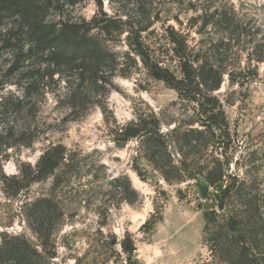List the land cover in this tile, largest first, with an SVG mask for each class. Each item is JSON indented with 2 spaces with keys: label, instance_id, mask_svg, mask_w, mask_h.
Here are the masks:
<instances>
[{
  "label": "rangeland",
  "instance_id": "obj_1",
  "mask_svg": "<svg viewBox=\"0 0 264 264\" xmlns=\"http://www.w3.org/2000/svg\"><path fill=\"white\" fill-rule=\"evenodd\" d=\"M210 5L242 24L233 35L228 66L248 71L257 65V75L246 72L243 86L232 85L225 73L216 91L230 133L221 159L240 176L262 178L264 192V62L252 65L248 57L253 31L264 33V0H102V8L98 0H67L60 9L53 4L49 22L89 23L91 33L117 56L118 66L104 71L108 82L97 89L94 103L74 107L69 92L81 83L76 69L64 65L51 75L47 52L36 46L17 16L0 20V173L20 176L22 167H34L57 144L65 146L70 161L45 179L24 181L21 189L0 176V244L6 233L23 235L44 251L30 226L33 203L42 198L50 203L52 222L43 264H216L204 239L207 213L222 211L213 187L202 198L197 180L165 179L140 139L116 140L119 129L140 116L148 122L158 116L169 137L176 124L187 127L196 118L197 105L152 77L131 42L140 34L147 50L177 72L168 28L196 47L202 38L209 45L211 37L230 33L218 29L215 34L211 27L203 36L198 33ZM104 13L117 20L109 33L91 22ZM34 80L40 93L26 99L24 89ZM20 100L25 106L18 111ZM203 152L191 157L195 166L212 160L211 150ZM158 155L155 159L164 162ZM125 176L139 194L133 202L123 199L124 180H116ZM148 220L154 225L144 226ZM128 234L136 245L131 258L121 244Z\"/></svg>",
  "mask_w": 264,
  "mask_h": 264
},
{
  "label": "trees",
  "instance_id": "obj_2",
  "mask_svg": "<svg viewBox=\"0 0 264 264\" xmlns=\"http://www.w3.org/2000/svg\"><path fill=\"white\" fill-rule=\"evenodd\" d=\"M65 1L67 0H0V20L8 14L17 16L36 46L47 52L51 75L64 65L76 69L81 83L74 91L69 92V98L72 106L84 109L94 103L97 89L105 87L108 82L104 71L117 69V56L102 43L103 39L99 34L91 33L94 28L90 29L89 23L49 22L48 14L53 4L60 9ZM98 1L102 8V0ZM213 7L210 5L204 9L206 20L198 33L205 35L208 27L214 29L215 34L218 29L230 30V33L221 34L217 38L214 34L208 41L209 45L202 38L197 43L198 47L191 46L186 36L176 28H168L166 36L170 44L169 50L177 60V72L165 67L159 57L147 50L140 34L131 42L132 51L152 77L173 88L182 101L197 105L196 118L186 122L187 127L181 123L176 124L169 137L161 130L162 123L158 116L153 115L150 122L140 116L136 121L121 127L116 140L125 143L132 138L140 139L146 149L152 150L150 160L167 180H181L187 176L197 180L199 186L206 182L209 187H213V194L218 199L219 206L223 203L224 209L221 212L213 209L207 213L208 224L204 228V239L216 264H264L263 180L240 176L231 171L229 161L221 159L225 157L227 146L223 144L230 133L222 102L216 94L224 81L225 73L229 74L232 85L243 86L242 79L247 77L246 72L257 75V65L249 67L248 71L228 66L226 60L235 46L232 43L233 35L236 29H241L242 24L229 20L226 13L218 7L211 10ZM91 22H94L95 28L108 33L112 28H117V20L108 17L106 13L100 19L96 16ZM147 28L148 25L138 32L146 31ZM248 43L251 45V50L248 51L250 64L253 65V61L264 62V33L254 30ZM24 90L26 99H31L40 93V85L34 80ZM24 106V100H20L16 107L21 111ZM170 139L175 143L179 159L170 150ZM219 147H222V152L218 151ZM210 150L211 161L197 166L191 161L192 156ZM157 155L164 162L159 163L155 159ZM69 162L65 146L53 145L42 153L34 167H22L20 176L11 177L0 173L1 181L12 180L14 186L21 189L24 181L45 179L62 164L69 166ZM121 178L124 180L120 184L123 199L128 202L138 199L139 194L132 187L130 179L125 176L116 180ZM49 207L50 203L46 200L36 199L30 220V226L46 254L52 228L48 217ZM154 223L148 220L144 226ZM121 244L123 251L131 258L136 250L132 235L128 234ZM44 251L39 250L23 235L6 233L0 244V264H43Z\"/></svg>",
  "mask_w": 264,
  "mask_h": 264
},
{
  "label": "water",
  "instance_id": "obj_3",
  "mask_svg": "<svg viewBox=\"0 0 264 264\" xmlns=\"http://www.w3.org/2000/svg\"><path fill=\"white\" fill-rule=\"evenodd\" d=\"M170 149H171V152H172L173 155H176L178 153L176 148H175V143L173 142V140H170ZM209 189H210L209 184L206 183V182L202 183L200 185V192H201L202 198H206V196H207V194L209 192ZM219 209L220 210L224 209V205H223L222 202L220 203Z\"/></svg>",
  "mask_w": 264,
  "mask_h": 264
}]
</instances>
